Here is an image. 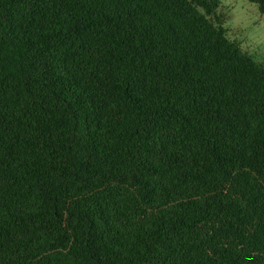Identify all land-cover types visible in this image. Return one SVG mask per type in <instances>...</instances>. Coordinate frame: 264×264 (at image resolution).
<instances>
[{
	"label": "trees",
	"instance_id": "obj_1",
	"mask_svg": "<svg viewBox=\"0 0 264 264\" xmlns=\"http://www.w3.org/2000/svg\"><path fill=\"white\" fill-rule=\"evenodd\" d=\"M220 5L0 0V264H264V63Z\"/></svg>",
	"mask_w": 264,
	"mask_h": 264
},
{
	"label": "rangeland",
	"instance_id": "obj_2",
	"mask_svg": "<svg viewBox=\"0 0 264 264\" xmlns=\"http://www.w3.org/2000/svg\"><path fill=\"white\" fill-rule=\"evenodd\" d=\"M228 37L256 61L264 63V15L248 0H221Z\"/></svg>",
	"mask_w": 264,
	"mask_h": 264
}]
</instances>
